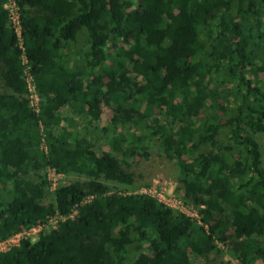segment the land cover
<instances>
[{"label":"trees","instance_id":"16d2710c","mask_svg":"<svg viewBox=\"0 0 264 264\" xmlns=\"http://www.w3.org/2000/svg\"><path fill=\"white\" fill-rule=\"evenodd\" d=\"M6 1L0 239L68 216L0 264H264V0H14L20 37ZM151 143L198 218L129 190Z\"/></svg>","mask_w":264,"mask_h":264},{"label":"rangeland","instance_id":"374dc122","mask_svg":"<svg viewBox=\"0 0 264 264\" xmlns=\"http://www.w3.org/2000/svg\"><path fill=\"white\" fill-rule=\"evenodd\" d=\"M85 35L84 29L79 31L77 36V41L79 44H81L83 38L82 36ZM261 78L264 79V75L261 74ZM64 109L67 110L65 107ZM63 112H67L64 111ZM107 113L103 111L101 114L102 119L100 121H97L98 128L96 130V134H99V126L102 125L103 120L105 119ZM77 124L81 123L79 125L80 128H82V124L85 125V120L77 118L76 119ZM88 130H92V127L90 126ZM226 127H223L220 129L218 133V137L221 140L226 141ZM260 144L262 147H264V137L258 135L257 136ZM103 140V141H102ZM97 141V146H100L102 149H106V144H104V139ZM148 157L143 156H137L132 160L130 171H132L134 179L137 183H145L139 186L138 188H131L130 191H141L144 190L148 192L151 195H154L157 199L161 201H168L170 203V206H172L175 209H181L183 211H186L187 214L191 215L192 217H195L192 212L195 211V208L191 205L186 204L182 199V190L178 189V182H177V176H178V169L176 164L173 161H168L166 159L162 158L159 145L157 143H151L150 146L147 149ZM264 153V150H263ZM264 157V154H263ZM46 178L48 180V192L45 198V201H48L51 197V192L60 184L68 183L70 181H81L83 178L75 173H69V174H60L58 176L52 175L49 170L46 171ZM118 187L123 188V184H114L112 186V190H117ZM122 190V189H121ZM177 190V192H176ZM261 243L264 245V237L261 238ZM226 259L227 254L223 251V253L216 256V259ZM253 264H262L261 260H256Z\"/></svg>","mask_w":264,"mask_h":264},{"label":"built area","instance_id":"2783aa9c","mask_svg":"<svg viewBox=\"0 0 264 264\" xmlns=\"http://www.w3.org/2000/svg\"><path fill=\"white\" fill-rule=\"evenodd\" d=\"M4 6L8 11L10 24L12 25V27L17 32V35L20 37V35H19V33H20L19 12H18V6H17L16 2L14 0H7L4 3ZM25 80L27 82L30 103L36 109L38 97H37L36 91L34 90V87L32 84V78H31V76L27 70V67L25 68ZM47 170H49L50 173L52 175H55V176L62 174V173H57L53 168H47ZM137 192L148 193L144 190L137 191ZM151 196H154V195H151ZM89 197L90 196L85 197L84 200H87ZM157 200L164 203L167 206H170V203H168V201H161L159 199H157ZM170 207L173 208L172 206H170ZM173 209H175V208H173ZM176 210L184 212L185 214H187L186 211H183L181 209H176ZM192 214L195 216L193 218H195V219L198 218V214H197L196 210L193 211ZM187 215L192 217L189 214H187ZM67 216L68 215H62L60 213H57L56 216L50 217L47 221L39 222V223H36L34 225L24 227L17 232L9 234L8 236L0 239V252L6 251L10 247L18 245L22 239H28L30 241L36 240L39 237V234L41 231L45 230L47 227H53L57 223L58 220L64 219Z\"/></svg>","mask_w":264,"mask_h":264}]
</instances>
